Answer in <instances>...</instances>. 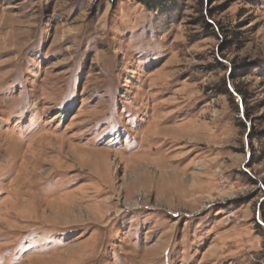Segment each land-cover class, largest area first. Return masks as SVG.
I'll use <instances>...</instances> for the list:
<instances>
[{
    "label": "rangeland",
    "instance_id": "rangeland-1",
    "mask_svg": "<svg viewBox=\"0 0 264 264\" xmlns=\"http://www.w3.org/2000/svg\"><path fill=\"white\" fill-rule=\"evenodd\" d=\"M0 264H264V0H0Z\"/></svg>",
    "mask_w": 264,
    "mask_h": 264
}]
</instances>
